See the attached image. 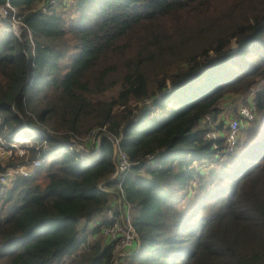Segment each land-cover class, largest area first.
<instances>
[{
  "label": "trees",
  "instance_id": "obj_1",
  "mask_svg": "<svg viewBox=\"0 0 264 264\" xmlns=\"http://www.w3.org/2000/svg\"><path fill=\"white\" fill-rule=\"evenodd\" d=\"M10 1L28 29L19 39L0 19V135L23 123L79 138L106 127L131 159L157 157L124 180L141 248L123 264H264V0H73L46 13L44 0ZM256 86L257 124L232 152L224 137L214 149L202 117ZM147 98L162 117L139 108ZM44 140L51 150L29 155L44 163L0 188V264H111L101 226L118 193L113 143L76 159ZM215 154L208 174L196 171Z\"/></svg>",
  "mask_w": 264,
  "mask_h": 264
},
{
  "label": "built area",
  "instance_id": "obj_2",
  "mask_svg": "<svg viewBox=\"0 0 264 264\" xmlns=\"http://www.w3.org/2000/svg\"><path fill=\"white\" fill-rule=\"evenodd\" d=\"M69 1L71 0H44L38 8L46 13L51 5L68 3ZM0 19L8 23L6 29L13 32L19 39H21L24 28L28 29L22 16L10 0H0ZM255 88V91L253 90L247 95L245 103L239 107L237 114L228 123L226 133L217 129L219 121H221L219 117H214L210 112L202 117L200 125L205 129V137L212 142L214 149L219 148L218 140L224 137V152L226 154L232 152L239 141V134L244 124L256 120L257 105L255 96L258 89ZM155 100L154 98L144 99L138 106L150 110L152 118H160L164 113L154 104ZM139 110L141 111V109ZM137 114L134 117L135 122L139 119ZM221 122H224V119ZM48 137H55L59 144L69 147L70 152L76 156V159L97 158L100 153L102 137L108 138L113 143L116 170L107 182L117 181L118 196L114 199L119 207L114 205L113 199L105 214L108 222L101 226V232L106 240L112 244L113 258L111 264H121L127 256L140 251V237L133 221V206L126 198L124 180L126 175L135 167L140 166V171L145 172L148 166H156L157 157L148 154L142 161L131 159L121 147L122 137L115 136L106 127L93 129L85 138H79L77 136L64 137L60 132L57 133L51 129H32L26 123H23L18 125L15 131L7 137L0 135V188L9 187L18 176H31L44 163L43 158L30 159L29 155L31 148L38 151L40 147L43 151L51 150V147L47 145V140H44L42 145L37 144L38 138L47 139ZM222 158V155L215 154L211 160L197 161L195 162L196 171L206 170L209 163L214 165L217 163V159L221 160ZM16 159L24 160L14 166H2L3 163ZM99 187L103 188L102 184Z\"/></svg>",
  "mask_w": 264,
  "mask_h": 264
},
{
  "label": "rangeland",
  "instance_id": "obj_3",
  "mask_svg": "<svg viewBox=\"0 0 264 264\" xmlns=\"http://www.w3.org/2000/svg\"><path fill=\"white\" fill-rule=\"evenodd\" d=\"M72 1L73 0H71V1H69L68 3H66V5H67V8H66V10H68V11H70L71 10V5H72ZM72 12V11H71ZM73 15H76L75 13H72ZM5 29H6V27H5ZM7 30V29H6ZM234 44V46H236V44L235 43H233ZM233 46V47H234ZM232 51H234V49L232 50ZM256 87H258V86H256ZM255 91L256 90V88H253L251 91H249L248 93H246V94H244V95H239V96H236V95H230L227 99H225V100H223V102H222V110H221V112L219 113V119L222 121V119H224V122H221V121H219V125H218V127H217V129L218 130H221V131H223L224 133H226L227 132V126H228V123L230 122V120L231 119H233V117L237 114V111H238V109H239V107L242 105V104H244L245 103V101H246V99H247V95H249L252 91ZM161 110H163L162 108H160ZM163 111H165V110H163ZM142 112L143 111H138V114H137V116H141V114H142ZM256 121V120H255ZM254 121V122H255ZM257 124V122L256 123H246V124H244V126H243V128L241 129V131H240V134H239V136H240V139H245V138H247V136H248V132L250 131V129L253 127V126H255ZM252 125V126H251ZM242 137V138H241ZM224 158V157H223ZM222 158V159H223ZM221 159V160H222ZM9 163H11V161H7V162H5V163H3L2 164V166L3 167H5L6 165H8ZM157 164V163H156ZM194 166H195V168H196V164H194ZM216 165L214 164V165H211L210 163H209V165L207 166V169L206 170H204L203 172H202V174H204V173H207L208 171H210L213 167H215ZM208 174V173H207ZM207 174H205V175H207ZM175 177H176V175H175V173H173V174H171L169 177H167L165 180H163L162 182H161V185H162V187H164L166 190H169L172 186V183H173V181H174V179H175ZM198 179H193L192 180V182H191V184H190V190H189V193L187 194V197H186V199L185 200H183L182 201V203H181V205L183 206V207H186L187 205H189V204H191L192 202L191 201H193L194 200V198H195V196L197 195V193H196V187L199 185L198 184V181H197ZM103 235V234H102ZM104 236V235H103ZM105 238V237H104ZM141 243V242H140ZM137 253V252H136ZM130 256V255H129ZM129 256H127V257H129ZM127 257L124 259V261L121 263V264H123V263H125V261H126V259H127Z\"/></svg>",
  "mask_w": 264,
  "mask_h": 264
},
{
  "label": "crops",
  "instance_id": "obj_4",
  "mask_svg": "<svg viewBox=\"0 0 264 264\" xmlns=\"http://www.w3.org/2000/svg\"><path fill=\"white\" fill-rule=\"evenodd\" d=\"M174 183H175V179H174V181H173V183H172L171 186H173ZM116 196H118V195L116 194ZM112 202L114 203L115 206H118V207H119V204L115 201V199H114V201H112ZM97 223H100V221H98Z\"/></svg>",
  "mask_w": 264,
  "mask_h": 264
}]
</instances>
